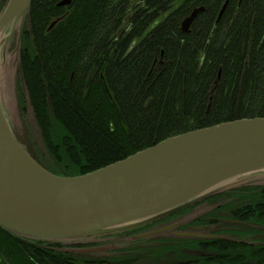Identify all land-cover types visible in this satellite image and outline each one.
Segmentation results:
<instances>
[{
	"label": "trees",
	"instance_id": "obj_1",
	"mask_svg": "<svg viewBox=\"0 0 264 264\" xmlns=\"http://www.w3.org/2000/svg\"><path fill=\"white\" fill-rule=\"evenodd\" d=\"M61 1L32 0L19 53L46 153L17 138L49 171L86 174L180 133L264 117V0H229L215 29L226 0ZM250 189L264 199L263 187L236 191ZM252 209L238 216L264 214ZM58 247L0 225V264H66Z\"/></svg>",
	"mask_w": 264,
	"mask_h": 264
},
{
	"label": "water",
	"instance_id": "obj_2",
	"mask_svg": "<svg viewBox=\"0 0 264 264\" xmlns=\"http://www.w3.org/2000/svg\"><path fill=\"white\" fill-rule=\"evenodd\" d=\"M31 3L8 0L0 13V46L18 26L20 53ZM201 10L183 22L184 31ZM261 171L264 117H251L168 137L86 174H55L17 138L0 100V225L25 238L57 242L135 229L232 189L227 185L234 178Z\"/></svg>",
	"mask_w": 264,
	"mask_h": 264
},
{
	"label": "rangeland",
	"instance_id": "obj_3",
	"mask_svg": "<svg viewBox=\"0 0 264 264\" xmlns=\"http://www.w3.org/2000/svg\"><path fill=\"white\" fill-rule=\"evenodd\" d=\"M52 25L53 23L50 25V27H52ZM18 29L19 27L17 26L13 37H11L10 39L7 37L6 34L2 38L3 43L0 46V100L15 135L21 141L26 143L28 142V140L32 138L33 141H35V143L38 146L37 149L40 151L38 153L39 154L42 152L46 153L40 136L39 129L37 127L36 121L33 116L31 104L28 101V98L26 99L25 102L26 105L25 111L21 110L19 103V98H20L19 91H23L22 93H24L26 96V89H24L23 86L19 84V53H17ZM25 29L27 28L25 27L24 30ZM40 155L44 156L43 153ZM227 187L230 188L233 187V188L226 191L224 190L223 192L220 193L231 192L229 193L230 195L223 194V196H221L222 195L221 194L216 197L214 195V197L210 198L211 201H208L205 204H201V205H197V203L192 204L177 211L176 213L181 214V216L187 217L186 220L188 221L189 219L191 220L195 216L197 217L199 215H203L212 211L213 208H216L227 199V201L229 200L228 203L223 204V206H221L219 209L213 210V212L216 213L214 218H219L220 221L218 220L213 221V223L207 225L208 229L210 230L209 231L210 234H213L215 236L224 239H220V238L217 239L215 237L209 242H212L213 244L212 246L214 247V249H217L216 247L223 248V241H227L230 243V246L231 244H233L238 247H242V250L245 253L251 254L253 253V251L257 249V250H261L262 255H264V245H259L255 248H250L245 244H241L239 242H235L231 240V239H234L236 241L244 240L245 236H247L245 234L246 232L254 233L255 241H261L264 239V214L258 215V217L255 220L254 219L250 220L238 216V215H244L248 209H252V208L258 209L260 208V206L264 208V199H260V198L254 200L251 199L253 198L251 197L253 196V194L259 192L258 190L250 189V190L236 191L239 188H244V187L264 188V171L250 173L238 178H234L230 181ZM244 196H248L246 197L247 199H244ZM241 233H243L244 236H240ZM127 239L130 238L122 236V246L123 245L127 246V244L129 243V240ZM77 240H63V241L61 240L57 242L62 246L61 247L62 249L60 250L63 249L65 250L69 248L72 242ZM199 246H203V245H199ZM216 254L219 255V251H216ZM213 257L216 256L214 255L211 256L210 254H206L204 255V257H200V258H204L206 264H212L213 261H217V262L219 261L220 264H224V262L226 261V259H221L220 256L214 258V260H211L213 259ZM189 264L192 263L189 262ZM261 264H264V256L261 260Z\"/></svg>",
	"mask_w": 264,
	"mask_h": 264
},
{
	"label": "flooded vegetation",
	"instance_id": "obj_4",
	"mask_svg": "<svg viewBox=\"0 0 264 264\" xmlns=\"http://www.w3.org/2000/svg\"><path fill=\"white\" fill-rule=\"evenodd\" d=\"M28 20L29 15L26 19L25 27H27ZM210 198L200 201L199 203H197V205L205 204L208 201H211ZM228 201L226 199V201H224L222 204H220L216 208H213L212 211L203 215H199L197 217L195 216L194 218H192L191 220L189 219L188 221L186 220L187 217L181 216V214H172L165 218L159 219L153 223H150L152 225L144 229H142L143 227H137L135 229H130L126 231L97 235L90 238L74 241L71 243L69 248L65 250H60L62 248L56 249L60 252L68 254L69 261L66 264H123V262H129V264H151L153 257L155 258V253H153V249H150L152 244L158 245V243H161L162 245L163 243H165V241H160L167 238L166 236L174 238H176L177 236H188L191 239H197L198 237H201L207 238L209 240H212L215 237L217 239H224L210 234V230L208 229L207 225L213 223V221H220L219 218H214L215 214L213 213L215 212H213V210L219 209L221 206H223V204L228 203ZM176 230L189 232L191 233V235H177L175 233ZM151 232L155 233L152 234ZM245 234L247 235L245 237L252 238L253 240L246 244L244 243V240H231L239 242L241 244H245L250 248H255L259 245H264V239L261 241L254 240V233L246 232ZM122 236L130 238L127 239L129 240L127 246H122ZM240 236H244V234L241 233ZM195 245L193 243H191V245L187 244V247L192 246L191 248H193V253L191 248H188V252L191 255L194 254L195 257L191 256L189 260L187 259L185 261L179 262L178 264H189V262L192 264H206L204 258L198 257H204L206 251H203L204 253L200 255L199 251H197V249L195 248ZM172 249L173 247L170 248V250ZM215 250L220 252V250L218 249Z\"/></svg>",
	"mask_w": 264,
	"mask_h": 264
},
{
	"label": "bare ground",
	"instance_id": "obj_5",
	"mask_svg": "<svg viewBox=\"0 0 264 264\" xmlns=\"http://www.w3.org/2000/svg\"><path fill=\"white\" fill-rule=\"evenodd\" d=\"M228 2H229V0H228ZM0 5H1V3H0ZM225 10H226V8H225ZM225 10L223 11V14H224ZM220 12H221V10H220ZM220 12H219V14H220ZM197 14H196V16H197ZM219 14H218V16H219ZM223 14L221 15V18L223 16ZM189 19H190V16L187 17L183 22L188 21ZM219 21L217 22V19H216L214 29L218 25ZM190 23H192V20ZM21 45H22V41H21ZM21 45H20V47H21ZM20 50H21V48H20ZM19 70H20V78H21L20 80L24 86V74H23L22 67L19 68ZM220 79H221V71L218 74V77L216 80V85H219ZM24 96H25V94H24ZM27 98H28V95L26 93L25 99H27ZM28 101H29V99H28ZM174 214H177V213H174ZM213 214H216V213H213ZM151 225L152 224L149 223V224H146L144 226H140L138 228L143 227L142 229H144V228L149 227ZM175 233L177 235H179V234L185 233V231L176 230ZM166 237L167 238L160 241V242L165 241V243H163L162 245H161V243H158V245L152 244L150 249H153V253H155V258L153 257L151 264H178L179 262H182V261L189 259L191 256L195 257L194 254L191 255L188 252V248H191V247H187V244L191 245V243H193L194 245L196 244L195 248L197 249V251H199L200 255L202 254L203 251H206L205 255L210 254L212 256L215 254L214 256H216V257L220 256L221 259H226L224 264H261L262 258H259V253H254V251L251 254L245 253L242 250V247H238V246L233 245V244H231V246L229 245L228 247H224V248L216 247L218 250H220L219 255H217L216 250L212 246L213 244L210 243L209 242L210 240L207 238L198 237L197 239H191L188 236H186V237L177 236L176 238L168 237V236H166ZM252 240H253L252 238L245 237L244 243L246 244L248 242H251ZM52 243H54V242H52ZM199 244H201L203 246H199ZM171 247H173L172 250H170ZM191 249H192V253H193V248H191ZM211 253H213V254H211ZM198 257L200 258V256H198ZM216 257H213V259H211V260H214V258H216ZM212 264H220V263H219V261L218 262L213 261Z\"/></svg>",
	"mask_w": 264,
	"mask_h": 264
}]
</instances>
